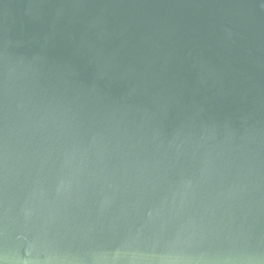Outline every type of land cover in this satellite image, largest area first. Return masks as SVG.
Returning <instances> with one entry per match:
<instances>
[{
	"label": "water",
	"instance_id": "obj_1",
	"mask_svg": "<svg viewBox=\"0 0 264 264\" xmlns=\"http://www.w3.org/2000/svg\"><path fill=\"white\" fill-rule=\"evenodd\" d=\"M0 264H264V0H0Z\"/></svg>",
	"mask_w": 264,
	"mask_h": 264
}]
</instances>
